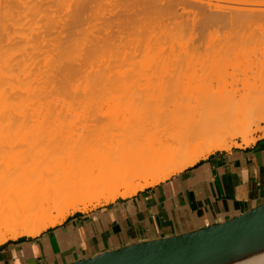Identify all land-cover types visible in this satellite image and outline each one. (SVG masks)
Masks as SVG:
<instances>
[{
    "label": "bare ground",
    "instance_id": "bare-ground-1",
    "mask_svg": "<svg viewBox=\"0 0 264 264\" xmlns=\"http://www.w3.org/2000/svg\"><path fill=\"white\" fill-rule=\"evenodd\" d=\"M240 15L264 0H0V245L253 144L254 84L192 85L171 43Z\"/></svg>",
    "mask_w": 264,
    "mask_h": 264
},
{
    "label": "crops",
    "instance_id": "crops-1",
    "mask_svg": "<svg viewBox=\"0 0 264 264\" xmlns=\"http://www.w3.org/2000/svg\"><path fill=\"white\" fill-rule=\"evenodd\" d=\"M264 203V139L215 152L166 181L37 237L0 245V264H72L130 245L190 234Z\"/></svg>",
    "mask_w": 264,
    "mask_h": 264
},
{
    "label": "rangeland",
    "instance_id": "rangeland-1",
    "mask_svg": "<svg viewBox=\"0 0 264 264\" xmlns=\"http://www.w3.org/2000/svg\"><path fill=\"white\" fill-rule=\"evenodd\" d=\"M244 18L243 15L230 16L222 24L220 23L221 25L208 22L203 18L199 24L201 27L196 29L189 27L184 32L173 33L171 43L174 37L179 36H182L187 43V53L191 56L188 69L193 77L192 85L201 83V85L211 84L213 87L217 85L229 87L234 82L242 88L240 84L248 81L255 86L252 92L254 97L264 99V15L251 17L249 24L243 22ZM261 127H264V124H261ZM250 138L264 139V130L251 134L247 139ZM235 142L237 146L234 145L231 148L245 146L242 144V139H237ZM121 199L126 198H118L114 202ZM34 200L28 201L27 204L32 205L36 202ZM112 202L93 204L85 212L72 214L88 213Z\"/></svg>",
    "mask_w": 264,
    "mask_h": 264
},
{
    "label": "water",
    "instance_id": "water-1",
    "mask_svg": "<svg viewBox=\"0 0 264 264\" xmlns=\"http://www.w3.org/2000/svg\"><path fill=\"white\" fill-rule=\"evenodd\" d=\"M264 250V203L202 230L142 242L72 264H230Z\"/></svg>",
    "mask_w": 264,
    "mask_h": 264
}]
</instances>
